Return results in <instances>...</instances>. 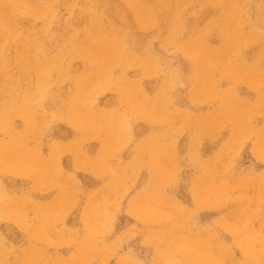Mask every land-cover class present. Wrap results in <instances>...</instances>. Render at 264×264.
Returning a JSON list of instances; mask_svg holds the SVG:
<instances>
[{
  "label": "rangeland",
  "instance_id": "374dc122",
  "mask_svg": "<svg viewBox=\"0 0 264 264\" xmlns=\"http://www.w3.org/2000/svg\"><path fill=\"white\" fill-rule=\"evenodd\" d=\"M0 264H264V0H0Z\"/></svg>",
  "mask_w": 264,
  "mask_h": 264
}]
</instances>
